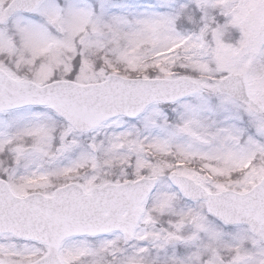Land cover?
Here are the masks:
<instances>
[{
  "label": "snow or ice",
  "instance_id": "6c2138e0",
  "mask_svg": "<svg viewBox=\"0 0 264 264\" xmlns=\"http://www.w3.org/2000/svg\"><path fill=\"white\" fill-rule=\"evenodd\" d=\"M0 264H264V0H0Z\"/></svg>",
  "mask_w": 264,
  "mask_h": 264
}]
</instances>
